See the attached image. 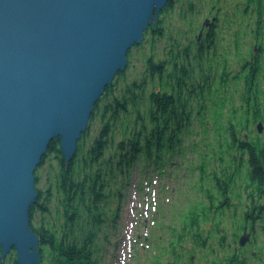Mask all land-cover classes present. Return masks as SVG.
<instances>
[{
  "label": "trees",
  "instance_id": "1",
  "mask_svg": "<svg viewBox=\"0 0 264 264\" xmlns=\"http://www.w3.org/2000/svg\"><path fill=\"white\" fill-rule=\"evenodd\" d=\"M249 3L258 8L264 25V0ZM172 5L162 11L158 25L149 27L143 43L130 50L126 70L95 105L70 164L58 141L42 158L35 173L39 196L30 214L31 228L40 238L41 264H100L99 241L103 235L108 239L104 230L118 217L131 172L137 169L146 180L163 181L175 168L184 170L188 153L201 157L200 189L210 204L191 209L182 231L174 229L172 251L176 246L184 248L189 240L202 249L209 246L214 254L209 245L213 234L205 233L202 225L214 221L212 227L225 230L224 218L221 222L218 218L234 209V244H238V232L247 229L253 237L248 244L251 252L238 247L230 254L231 245L225 244L227 235L222 230L218 252L228 254L212 263L264 264V134L255 129L259 123L264 125L261 55L244 64L235 78L245 84L240 95L243 106L224 115L231 100L226 91L230 66L223 58L214 63L203 57L215 42L214 27L201 40L190 41L183 52L176 43L169 54L165 55L167 48L162 55L159 52L158 43L165 37L163 17ZM190 9L194 10L192 3ZM261 23H256L255 38L264 44ZM197 69L201 80L195 77ZM217 77L221 89L215 91ZM214 94L223 98L218 101ZM197 131L203 133L202 148L187 142ZM212 132L217 137L213 144ZM16 259L14 250L4 260L0 249V264H17ZM183 259L174 256L169 262L182 264Z\"/></svg>",
  "mask_w": 264,
  "mask_h": 264
},
{
  "label": "water",
  "instance_id": "2",
  "mask_svg": "<svg viewBox=\"0 0 264 264\" xmlns=\"http://www.w3.org/2000/svg\"><path fill=\"white\" fill-rule=\"evenodd\" d=\"M174 0H0V249L41 264L36 170L54 141L67 164L128 54ZM262 132L263 124L258 125ZM251 235L245 231L240 246Z\"/></svg>",
  "mask_w": 264,
  "mask_h": 264
},
{
  "label": "rangeland",
  "instance_id": "3",
  "mask_svg": "<svg viewBox=\"0 0 264 264\" xmlns=\"http://www.w3.org/2000/svg\"><path fill=\"white\" fill-rule=\"evenodd\" d=\"M172 2L173 5L165 11L163 17L165 37L158 43L160 54L162 55V50L166 48L165 55L169 54L174 43L179 44L180 50L183 52L192 41L194 43V40H201L204 37L205 32L208 31L209 23L217 22L216 28L212 26L215 31V42L210 43L209 49L204 52L203 57L207 59L208 56L214 59V63L223 58L228 61L230 66L228 76L230 87L226 91H230L231 100L224 115L234 107H242L240 95L245 91V84L236 81V76L241 72L243 65L251 62L257 55H261L259 63H263L264 67V44L255 38L256 23L259 21L261 23L263 19L259 17L258 10L248 7L247 0H174ZM191 3L194 6L192 11ZM262 30L264 31L263 24ZM172 39L177 40L174 42ZM193 49L196 50L194 47ZM136 63L141 68L142 63L140 61ZM208 65L209 62L205 66V70L208 69ZM195 77L201 80L198 69ZM214 87L215 91L221 89L218 77ZM214 95L218 101L223 98L221 94ZM259 124L255 129H258ZM263 134L264 125L261 135ZM202 135V132H198L197 136H193L187 142H191L193 146L196 143L202 148ZM216 138L212 132L210 136L212 144L215 143ZM215 147H218V143L215 144ZM200 158L198 153H188L183 158L184 170L175 168L172 172V168H170L171 176L163 181L157 177L152 181L146 180L138 173L137 169L131 172V182L125 193V198L120 204L118 217L115 223H111L104 230L108 239L103 235L99 241L100 264H170L174 256H182L184 258L182 264H213L215 259H223L228 254V251L218 252L222 248L220 243L222 230L227 235L225 244L231 245V250L228 249L230 254L240 247V239L247 229L238 232V244H234V209H232L223 217L218 218V222L223 221L222 218H224L225 230L223 227L220 229L212 227L214 221L211 224L202 225V230L205 233L213 234L209 245H213L214 254L209 246L202 249L200 245H194L189 240L184 248L176 246V250L172 251L174 229L177 232L182 231L184 220L186 216L190 215L191 209L200 207L201 204L204 206L210 204L200 189V170L197 168L202 163ZM141 181L144 183L142 188ZM241 190L238 189L236 192L244 196ZM244 201L245 199H243ZM215 229L216 233H214ZM247 232L251 235L252 240L251 232L248 230ZM248 244L244 250L250 253ZM189 257L191 261H189Z\"/></svg>",
  "mask_w": 264,
  "mask_h": 264
},
{
  "label": "flooded vegetation",
  "instance_id": "4",
  "mask_svg": "<svg viewBox=\"0 0 264 264\" xmlns=\"http://www.w3.org/2000/svg\"><path fill=\"white\" fill-rule=\"evenodd\" d=\"M246 4H247L248 7H253V8H255L253 4H250V3H249V0H247ZM256 10H258V8H257ZM258 12H259V10H258ZM259 13H260V12H259ZM217 25H218V24H215V27H216ZM212 26H213V23H211V24L209 23V26H207V27H208L207 29H210Z\"/></svg>",
  "mask_w": 264,
  "mask_h": 264
}]
</instances>
